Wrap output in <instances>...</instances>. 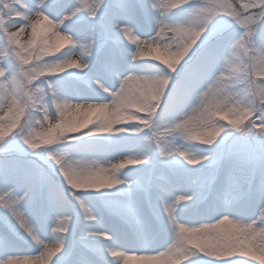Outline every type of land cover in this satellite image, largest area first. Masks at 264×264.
I'll return each instance as SVG.
<instances>
[{"label": "snow or ice", "instance_id": "6c2138e0", "mask_svg": "<svg viewBox=\"0 0 264 264\" xmlns=\"http://www.w3.org/2000/svg\"><path fill=\"white\" fill-rule=\"evenodd\" d=\"M0 264H264V0H0Z\"/></svg>", "mask_w": 264, "mask_h": 264}]
</instances>
